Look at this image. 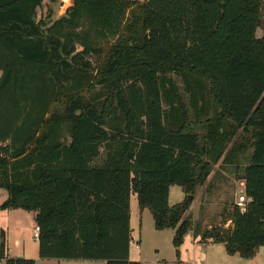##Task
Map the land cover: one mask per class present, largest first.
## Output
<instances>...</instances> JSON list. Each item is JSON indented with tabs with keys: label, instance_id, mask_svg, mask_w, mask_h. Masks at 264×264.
I'll return each mask as SVG.
<instances>
[{
	"label": "trees",
	"instance_id": "trees-1",
	"mask_svg": "<svg viewBox=\"0 0 264 264\" xmlns=\"http://www.w3.org/2000/svg\"><path fill=\"white\" fill-rule=\"evenodd\" d=\"M46 1L58 2L0 9V208L36 213L39 257L141 264L130 258L132 193L178 248L193 225L170 188L202 184L241 137L238 149L253 150L246 208L234 206L230 231L194 240L254 257L264 247V0H73L56 20L50 6L39 17ZM1 261L36 264L10 257L3 230Z\"/></svg>",
	"mask_w": 264,
	"mask_h": 264
},
{
	"label": "rangeland",
	"instance_id": "rangeland-1",
	"mask_svg": "<svg viewBox=\"0 0 264 264\" xmlns=\"http://www.w3.org/2000/svg\"><path fill=\"white\" fill-rule=\"evenodd\" d=\"M73 4V0H58L53 5H49L46 1L43 8L38 11V15L45 17L50 6L54 13L53 19L56 20L65 16ZM257 35L261 37L262 31L258 30ZM77 46L81 50L80 45ZM91 60L94 65L97 64L95 57ZM172 78L177 83L185 104L188 105V95L182 79L176 74L172 75ZM164 108H166L165 105ZM193 128L198 132L200 130L195 124ZM242 130L243 127L240 128L239 133H242ZM242 141V137L240 141L233 139L228 146V151L233 149L229 160L225 161L221 158L218 162L212 163L208 178L192 191L178 185L170 188L168 199L170 206H186L188 209L186 217L191 218L193 225L192 230L185 234L183 243L178 248L173 243L171 229L165 232L156 230L149 210H145V213L141 215L137 195L132 193L130 216L133 236L135 240L138 237L140 239L135 243L138 246L136 251L141 254L144 264H203L204 261L206 262L204 264H264V247H260L254 257L244 259L239 255L230 256L225 246L217 245L207 250L206 246H197L194 242L195 233L200 236L212 229L229 231L232 229L230 220L232 210L241 202L240 197L245 192V182L241 177L253 151L251 148L238 149L239 146L245 145ZM190 196L192 201H189ZM7 199V191L0 189V206ZM246 204L247 202L244 203V207ZM36 226L34 212L0 208V231L4 229L8 233L7 244L12 254L24 248L29 254L38 250V241L33 235Z\"/></svg>",
	"mask_w": 264,
	"mask_h": 264
},
{
	"label": "crops",
	"instance_id": "crops-1",
	"mask_svg": "<svg viewBox=\"0 0 264 264\" xmlns=\"http://www.w3.org/2000/svg\"><path fill=\"white\" fill-rule=\"evenodd\" d=\"M135 1H137V0H135ZM138 1H143V0H138ZM144 213H145V210L141 211V215H143ZM35 216H36V213H34V217ZM130 223H131V230H132V242H131V246H130V258L133 261H138L141 264H144V262L141 259V254L139 253V251H136V250H138V246L135 243H137L140 239L138 237V238H136V240H137L136 241L134 236H133L134 231H133V228H132V218H131V222ZM2 230L5 231L4 229H2ZM165 231L166 230L160 231V232H165ZM172 231H173L172 237H174V235H175L174 232L175 231L174 230H172ZM5 233H6V237L8 238V236H9L8 233L6 231H5ZM194 242H195V240H194ZM195 244L197 246H200V245L206 246L207 250H210L213 246H217V245L225 246V244H198V243H195ZM8 249H9V246H8ZM10 251L11 250L9 249L10 257H12V258L23 257V258H26V259H31V260H34L36 264H107L105 261L58 260V259L44 260V259H41L39 257V242H38V250L34 251V252H30V254L28 253L26 248H24L20 252H15L14 254H12ZM0 263L5 264V261H1ZM204 263H206V262L204 261L203 264Z\"/></svg>",
	"mask_w": 264,
	"mask_h": 264
},
{
	"label": "built area",
	"instance_id": "built-area-1",
	"mask_svg": "<svg viewBox=\"0 0 264 264\" xmlns=\"http://www.w3.org/2000/svg\"><path fill=\"white\" fill-rule=\"evenodd\" d=\"M244 185V184H243ZM240 203H238V206L241 207V209L244 211L246 207H244V203L245 202H248L247 200V197H246V194L244 192V194L240 197ZM40 233H41V229H40V226H36L35 229H34V232H33V235H34V239L36 241L39 242V239H40ZM195 264V263H194Z\"/></svg>",
	"mask_w": 264,
	"mask_h": 264
},
{
	"label": "water",
	"instance_id": "water-1",
	"mask_svg": "<svg viewBox=\"0 0 264 264\" xmlns=\"http://www.w3.org/2000/svg\"><path fill=\"white\" fill-rule=\"evenodd\" d=\"M18 0H0V9L11 6L15 3H17ZM189 201H192V197H189ZM22 258V257H20Z\"/></svg>",
	"mask_w": 264,
	"mask_h": 264
}]
</instances>
